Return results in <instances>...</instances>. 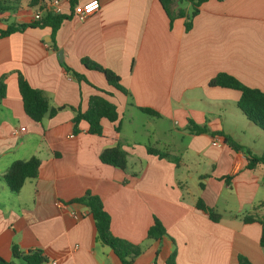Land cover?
Listing matches in <instances>:
<instances>
[{
    "label": "crops",
    "instance_id": "0c3cea01",
    "mask_svg": "<svg viewBox=\"0 0 264 264\" xmlns=\"http://www.w3.org/2000/svg\"><path fill=\"white\" fill-rule=\"evenodd\" d=\"M0 1L14 2L0 14L4 29L28 22L52 0ZM99 3L80 21L69 0H59V13L69 18L54 34L34 27L0 37V256L12 259L15 245L22 252L41 249L46 264H122L97 238L89 208L73 202L89 192L109 214L112 235L142 246L134 264H165L173 250L175 264H239L238 255L264 264L261 225L243 222L247 213L264 218V164L245 166V150H264V131L237 107L238 90L208 84L224 72L264 92V0H205L187 31L186 17L170 20L159 0ZM180 9L171 5L173 13ZM58 51L89 83L63 70ZM84 57L117 74L128 95L85 68ZM18 73L52 107L65 108L32 120ZM95 88L110 93L105 97L117 107L119 130L102 119L101 135L88 133L84 121L73 134L70 107L85 110L88 98L101 94ZM192 123L207 131H192ZM117 143L127 152L124 170L99 160ZM32 156L40 160L37 176L11 192L1 175L14 160ZM198 199L220 215L218 222L196 208ZM154 218L165 235L147 239Z\"/></svg>",
    "mask_w": 264,
    "mask_h": 264
},
{
    "label": "trees",
    "instance_id": "16d2710c",
    "mask_svg": "<svg viewBox=\"0 0 264 264\" xmlns=\"http://www.w3.org/2000/svg\"><path fill=\"white\" fill-rule=\"evenodd\" d=\"M39 0H30L31 6H36ZM190 4V12L185 13L184 10L173 13L171 5L173 0H159L162 8L167 14L170 20L174 17H186L184 22L185 30H189L192 24L193 17L198 13V8L205 0H186ZM77 0H69L70 10L73 11ZM11 1H0V14L11 11L13 9ZM40 9L43 6L40 5ZM69 18L68 15L62 13H54L44 10L41 12L40 18L36 20H29L28 22L9 23L4 29L0 28V37L8 36L15 32H22L27 28H44L49 27L51 29V35L59 28L61 23ZM81 63L85 68L94 70L103 74L107 84L112 86L115 90L121 92L124 95H128L127 89L121 84L120 77L112 70L104 68L99 64L91 61L88 58H82ZM59 65L63 70L71 74L77 81H83L89 83L86 77L75 71L68 66L63 60ZM210 86H220L226 88L236 89L240 92L239 99L237 101V107L243 113V115L253 122L257 127L264 131V92L257 89L248 87L242 84L232 75L224 72L216 74L208 82ZM17 87L19 95L22 101L23 110L32 120L40 122L44 117H53L59 110L65 108V106L52 107L45 94L29 85L26 79L21 73L17 74ZM98 92L91 95L87 101V107L85 110H81L80 107L73 108L74 114L71 118L73 134L79 132V123L84 121L87 124V131L90 134L101 135L102 124L101 120L105 119L111 123H115L114 131L119 130V113L116 105L110 101L105 95L110 93L107 91L95 88ZM5 96V83L0 80V100ZM143 112L151 115H158L155 111L149 108H140ZM192 131L205 132L206 127H199L192 123ZM224 136V142L228 144L234 150L242 149V146L235 143L229 136ZM147 151L152 154H157L160 157H166L165 153L159 152L153 148L147 147ZM246 153V168L252 169L257 164H264V150L256 155L248 150ZM127 152L123 149L121 143H117L112 147L103 149L99 154V160L102 163L120 168L124 170L126 168ZM40 160L32 156L25 160H14L10 163L6 171L1 175L2 180L6 184L7 188L11 192H18L26 180L34 179L37 176ZM225 182H228V177H225ZM202 186V184H200ZM73 202L86 205L94 219L95 227L97 230V238L105 245L109 246L114 254L120 259L122 264H134V259L141 251L142 246L132 244L121 238L115 237L110 232V216L104 210L101 200L98 196L92 195L86 192L83 196L73 199ZM196 208L205 213L210 220L218 222L220 215L216 213L212 208L207 207L201 199L196 202ZM244 223L256 222L261 225V235L259 238V244L264 250V218H258L251 213H247L243 217ZM165 235V229L157 218H154L152 225L146 231L147 239H158ZM12 259L6 260L0 256V264H46L47 258L43 254L41 249H32L26 252L20 251L15 245L11 247ZM175 250L167 257L165 264H175ZM239 264H251L247 258L242 255H238Z\"/></svg>",
    "mask_w": 264,
    "mask_h": 264
},
{
    "label": "built area",
    "instance_id": "2783aa9c",
    "mask_svg": "<svg viewBox=\"0 0 264 264\" xmlns=\"http://www.w3.org/2000/svg\"><path fill=\"white\" fill-rule=\"evenodd\" d=\"M99 6H100L99 0H88L83 3H77L73 8V14L78 20L82 21L85 20L87 17H89L92 13L97 11L99 9ZM43 10L59 13L60 12L59 0H52L47 7H45L42 10L36 11L33 14L32 19L33 20L39 19L41 12ZM212 145H219V143L217 142V140H215L212 141Z\"/></svg>",
    "mask_w": 264,
    "mask_h": 264
},
{
    "label": "rangeland",
    "instance_id": "374dc122",
    "mask_svg": "<svg viewBox=\"0 0 264 264\" xmlns=\"http://www.w3.org/2000/svg\"><path fill=\"white\" fill-rule=\"evenodd\" d=\"M176 5H177L178 8H181V9H184V10H185V8H186L187 6L190 7L189 2L186 1V0H173V4H172V6L175 7Z\"/></svg>",
    "mask_w": 264,
    "mask_h": 264
},
{
    "label": "water",
    "instance_id": "95a60500",
    "mask_svg": "<svg viewBox=\"0 0 264 264\" xmlns=\"http://www.w3.org/2000/svg\"><path fill=\"white\" fill-rule=\"evenodd\" d=\"M58 58H59V61H62V53H61V51H58Z\"/></svg>",
    "mask_w": 264,
    "mask_h": 264
}]
</instances>
